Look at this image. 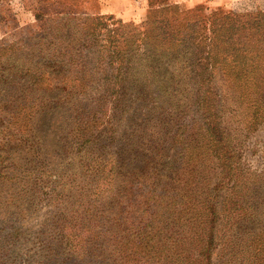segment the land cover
<instances>
[{"label": "rangeland", "instance_id": "1", "mask_svg": "<svg viewBox=\"0 0 264 264\" xmlns=\"http://www.w3.org/2000/svg\"><path fill=\"white\" fill-rule=\"evenodd\" d=\"M256 9L0 0V150L15 171L0 176V264H191L208 201L211 263L262 264L264 34L221 28ZM236 202L254 219L234 224Z\"/></svg>", "mask_w": 264, "mask_h": 264}, {"label": "trees", "instance_id": "2", "mask_svg": "<svg viewBox=\"0 0 264 264\" xmlns=\"http://www.w3.org/2000/svg\"><path fill=\"white\" fill-rule=\"evenodd\" d=\"M256 13L258 15L256 18L251 20L252 17H250L247 19L248 21L246 23H244V25L241 23L239 26H237V24H233L231 22H230V24H228V22L226 21V19L228 18V15H222L221 17H223V19H225L223 26L221 27V28H223L222 32L227 33V34L223 35V38L231 41L233 39V35L235 33L237 34L238 33L237 30H239V29L244 30V31L245 30L256 31L260 34H264V13L261 12L260 10H257V9H256ZM244 26H247L246 27L247 29H245ZM213 32H216V29H214L212 31V33ZM217 32H219V31H217ZM216 40H217V35H215L213 37V41L216 42ZM214 51H215L214 49H212V52H210V50H209L208 56H209V54H212L208 58L209 62L212 61V58H213L212 56H213ZM211 129H212L211 132L215 136L214 150L213 151L216 153H222V155L219 157V159L225 160V162H227V164L229 165L231 153L228 150L227 146H225L223 144V138L220 136L221 130L216 129L215 127H211ZM28 139L30 140L31 143L33 142V141H31L30 137H28ZM29 145H31V144H29ZM216 156H218V155H216ZM0 159H1L0 162L2 163V166H0L1 167L0 168V176H2L4 178H11L12 177L11 174L9 175L8 173L9 172L15 173V171L10 169L11 166H9L11 163V160H12L11 157L10 156L6 157L5 155H3V151L0 150ZM4 161L8 162L7 169L3 165ZM12 165L16 166V162H12ZM229 166H231V165H229ZM193 185H198V184L194 182ZM219 187H220L219 184L216 183L214 190L219 189ZM196 191L194 190V193H196ZM199 195H200V193H199ZM190 200L195 202V200H192V198H190ZM207 207H208V211H207L208 218L206 219V222L203 224L202 231L199 234V237L201 236V240H200L201 246H200V249L197 250L198 256L196 258H194V260L191 264H212L210 257H211L212 249L214 248V244H215L214 237H215V230H216V222L218 220L217 213H218L219 209H217L214 201H208ZM247 209H248V207L241 204V203H238V202L234 203L233 207L229 210V213H231L235 217V223L234 224L242 225V224H246L248 221H251L254 219V217H255L254 213H249V212L247 213L246 212ZM147 227H149V226H147ZM239 227L240 226H238L237 228L233 229L232 232H230V235H229L228 240H227L228 243H231L234 246L238 245ZM158 236L159 235L157 234V237ZM262 238H263V234H262ZM166 239L167 238L162 237V240L166 241ZM159 241H160V239L155 240V242H157V244ZM255 242H257L259 244L260 243L263 244L262 239H261V241L255 240ZM137 246H139V245H137ZM149 247H151L149 242L144 245V248H149ZM162 247H163V245H161L160 248H162ZM183 248H184L183 250H185V247H183ZM157 249H159V245L155 246V249L152 251H155ZM163 251H164V249H163ZM185 253H187L186 250H185ZM174 254H176V256L179 255V253L177 252V249H175ZM160 256H162V255L159 254V257ZM192 256L193 255L191 253H188L184 257L188 261H190V258ZM262 264H264V261L262 262Z\"/></svg>", "mask_w": 264, "mask_h": 264}, {"label": "crops", "instance_id": "3", "mask_svg": "<svg viewBox=\"0 0 264 264\" xmlns=\"http://www.w3.org/2000/svg\"><path fill=\"white\" fill-rule=\"evenodd\" d=\"M257 2V10L264 13V0H255Z\"/></svg>", "mask_w": 264, "mask_h": 264}]
</instances>
